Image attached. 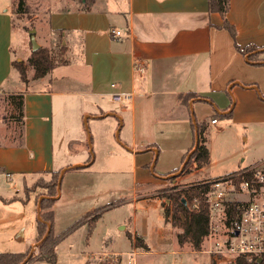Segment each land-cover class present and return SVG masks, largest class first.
Returning a JSON list of instances; mask_svg holds the SVG:
<instances>
[{"label": "crops", "instance_id": "crops-1", "mask_svg": "<svg viewBox=\"0 0 264 264\" xmlns=\"http://www.w3.org/2000/svg\"><path fill=\"white\" fill-rule=\"evenodd\" d=\"M13 1L0 0V97L24 95V124L14 118L8 123L0 115V212L7 214L9 207L7 216L14 223L10 227L12 240L30 244L31 252L38 245L39 202L45 192H31L24 202L25 189L51 171L60 170L64 176L73 170H91L94 158L92 138L86 132L88 118L116 119L112 130L119 127L115 137L120 135L134 178L137 180L138 171L149 170L157 174L153 186L180 171L184 158L192 155L197 124H205L209 130L221 123H212L216 114L226 117L232 113L226 118L234 124L264 126V64L255 65L236 50L233 37L222 27V16L209 11L207 0H117L122 6L112 10L97 6L100 2L94 0L91 8L50 14L36 28L39 41L41 36L49 39L53 27L66 31L63 37L71 30L80 38L70 47L68 65L58 66L44 77L33 76L27 84L12 66L14 60L30 57H24L28 52L23 36L20 51L14 49V34L21 31L11 11ZM230 3L227 19L237 30L238 44H254L264 52V0ZM110 16L116 17L111 20ZM112 28L120 30L122 37H112ZM136 58L146 61V74L134 72ZM113 93L131 95L127 102L117 103ZM187 94L192 97L180 100V95ZM209 152L210 163L198 169L209 178L200 183L222 177L210 176V148ZM76 154L78 160L73 162ZM242 168L245 166L223 176ZM136 185L139 192L150 187L141 180ZM158 194L154 197L162 201ZM60 198L61 194L57 200ZM133 200H141L137 192ZM29 209L37 219V234L31 226L30 237L25 224ZM132 225L129 234L140 237L145 251L151 252L135 221Z\"/></svg>", "mask_w": 264, "mask_h": 264}, {"label": "rangeland", "instance_id": "rangeland-1", "mask_svg": "<svg viewBox=\"0 0 264 264\" xmlns=\"http://www.w3.org/2000/svg\"><path fill=\"white\" fill-rule=\"evenodd\" d=\"M98 1L100 3L97 6L104 7L106 10L122 6V2L119 3L117 0ZM90 2V0H14L11 11L16 27L23 34L19 31L14 34L15 52L20 51L23 36L25 39L24 48L28 52L24 57L27 58L29 54L31 57L33 52L31 34L35 30L37 39L36 28L38 25L40 26V23H45L50 14L63 13V10L76 11L77 9L91 8L94 2ZM115 17L110 16V19L114 20ZM49 30L51 31L49 39L41 36V40L37 39V42L41 47L47 44V48L54 55H58L62 43L65 42L69 47L68 57L71 61L70 47L74 46V39H79L80 36L71 33L70 30L63 37L66 31L63 32L54 27ZM30 57L23 60L27 62ZM34 75V69L31 66L28 67V79ZM7 98V95L0 97V115L2 118H6V122L9 123L15 110L13 111ZM208 114L210 120L211 114ZM86 116L87 114H85V118ZM215 116L221 123L218 126H211L208 130V146L212 153L211 164L208 168L210 176H223L233 169L239 168L240 165L246 167L249 164L264 161V126L248 128L234 124L226 117L217 114ZM17 122L20 121L17 120ZM116 122V119L111 117L99 120L87 119L86 132L92 138L94 163L88 172L73 170L62 178L61 198L53 207L55 233H64V238L56 247L58 264H117L112 259L103 257V252L108 255L116 252L123 253L126 254V257L127 253L134 250L138 251L137 264H225L211 259L202 251H193L189 246L179 247L176 242V234L180 230L173 228L166 221L165 208L170 205V201L166 198H162L161 201L154 197V193L158 194L159 189L197 184L209 177L201 173L195 164H192L185 173L180 174L178 171L168 177V179L176 177L172 182L166 178L160 180L157 186H153L155 183L153 176H157V174L150 173L149 170L138 171L136 180L131 171L132 163L129 155L121 147L120 135L115 137L116 133H119V127L115 132L112 130ZM19 127L18 123L16 134H19ZM56 153L57 156H60L59 152ZM77 155L72 157L73 162L78 160ZM80 155L82 156L81 153ZM85 155L88 156L89 153L85 151ZM71 160L69 161L71 162ZM44 177L49 178V176ZM140 180L150 187L139 192L136 182ZM37 190L44 191L43 189ZM136 192L137 199L141 200H133ZM40 195H37L38 199ZM82 196L85 197L82 199ZM144 196L149 197L142 199ZM15 206L25 208L21 204ZM29 208H32V205ZM8 211L9 207L6 208L7 214ZM30 211L29 209L25 220L29 237L31 226H33L34 234H37V219L35 214L31 217ZM88 211L92 212L83 221H80ZM7 214L0 212V253L27 251L30 244H19L12 240L13 234L10 232V227L14 223L9 222ZM95 216L97 217L96 226L92 234L88 236L90 224H93ZM134 221L138 226V233L144 236L152 248L151 252H146L143 247L138 245V242L129 238V233L133 232ZM33 252L34 257L39 254L37 248ZM126 258H130V256ZM127 259L121 260L118 264H129Z\"/></svg>", "mask_w": 264, "mask_h": 264}, {"label": "trees", "instance_id": "trees-1", "mask_svg": "<svg viewBox=\"0 0 264 264\" xmlns=\"http://www.w3.org/2000/svg\"><path fill=\"white\" fill-rule=\"evenodd\" d=\"M87 1V0H86ZM92 3L94 0H90ZM208 9L211 13H219L224 23L223 28L229 31L235 41V47L238 52L248 57V60L255 65H263L264 58L260 48L254 44L242 47L238 44L237 30L233 24L227 19V14L230 11V0H207ZM68 45L62 43L58 55H54L48 48L40 47L33 51L31 57L27 62L24 60H14L12 66L18 71L22 82L27 84L29 79L27 77L28 67H32L35 71V78L44 77L50 73L54 68L62 65H68L70 60L68 57ZM180 100L190 99L192 95H180ZM9 103L13 106L12 118L19 120L21 125L24 124V95H12L8 98ZM16 113H18L16 117ZM232 113L226 115L231 117ZM19 122V123H20ZM197 143L195 149L186 163L183 172L195 164L197 169L203 168L210 163V152L208 148V128L205 124H197ZM184 158V163H185ZM178 171V170H177ZM175 171V172H177ZM49 178L40 176L33 185L26 187V196L22 201L27 202L31 192L37 189H43L45 193L44 198L40 201L39 219H38V238L37 249L39 254L34 257V252L31 249L26 253H0V264H23L28 261H45L49 264H58L56 247L64 238L63 234H56L54 230V204L56 203L60 194L59 180L62 177V171H51L48 173ZM176 177L169 178L170 182L174 181ZM209 190L208 183H197L188 186H171L159 190L157 195L159 198H166L170 201V205L165 208L166 220L171 223L173 228L180 231L176 234V242L179 247L189 246L193 251H201L205 245V238L209 232V211L206 207L205 196ZM183 199L187 201L184 205ZM197 202L194 203V200ZM195 204L196 207H193ZM92 212V211H91ZM91 212L87 213L80 221H83ZM96 216L93 218V224H90L88 236H90L94 229ZM78 221V222H80ZM131 240L139 243L140 247L146 248L140 237H133L129 234ZM236 264H264V257L261 261L257 259L247 260L239 258Z\"/></svg>", "mask_w": 264, "mask_h": 264}, {"label": "built area", "instance_id": "built-area-1", "mask_svg": "<svg viewBox=\"0 0 264 264\" xmlns=\"http://www.w3.org/2000/svg\"><path fill=\"white\" fill-rule=\"evenodd\" d=\"M110 35L121 38L122 32L110 29ZM133 70L139 75L147 72L146 61L136 58ZM131 93H113L117 103L129 100ZM212 123H217L213 120ZM205 196L209 211V232L201 250L211 259L225 264H236L239 258L259 260L264 257V162L242 168L226 176L210 180ZM197 199L194 200V203ZM193 207H196L195 204ZM112 253L102 256L115 263L128 260L137 264L138 252Z\"/></svg>", "mask_w": 264, "mask_h": 264}, {"label": "water", "instance_id": "water-1", "mask_svg": "<svg viewBox=\"0 0 264 264\" xmlns=\"http://www.w3.org/2000/svg\"><path fill=\"white\" fill-rule=\"evenodd\" d=\"M30 40H31V45H32V51H36V50H38L41 47L40 44L37 42L36 35H35V30L32 31ZM190 157H191V154L187 157L185 163L183 164L182 168L180 169V171H179L180 174L183 172V169H184L186 163L189 161ZM62 177H63V173H62ZM62 177L59 180V187L61 186V183H62ZM182 201H183L184 205H187V201L185 199H183ZM261 260L262 259L260 258L258 261H261ZM27 262H28V259H26L23 262V264H27Z\"/></svg>", "mask_w": 264, "mask_h": 264}]
</instances>
